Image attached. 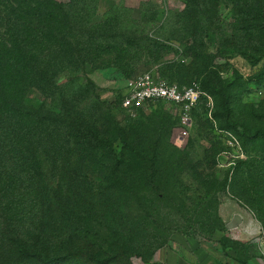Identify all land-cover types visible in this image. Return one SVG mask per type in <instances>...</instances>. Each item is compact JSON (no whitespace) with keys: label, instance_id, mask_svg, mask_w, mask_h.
Here are the masks:
<instances>
[{"label":"rangeland","instance_id":"374dc122","mask_svg":"<svg viewBox=\"0 0 264 264\" xmlns=\"http://www.w3.org/2000/svg\"><path fill=\"white\" fill-rule=\"evenodd\" d=\"M263 3L103 0L97 22L114 12L112 4L128 8L122 26L130 21L137 29L147 27L158 58L144 60L146 66L130 75L108 65L57 79L62 86L59 108L89 120L116 157L96 151L87 160L71 158L77 173L85 168L91 174L87 178L95 190L90 201L102 206L112 196L104 186L113 184L105 166L119 161L124 183L135 194L118 188L119 202L136 208L126 218L154 224L164 240L161 249H174L193 263L222 264L233 258L264 264ZM108 17L113 23L112 14ZM116 25L112 27L123 29ZM145 73L180 87L199 86L202 94L188 137L180 138V110L173 104H151L135 117L121 108L129 83ZM28 98L59 112L37 90ZM42 175L45 181L52 179L53 187L60 183L63 188L66 182L54 178L45 162ZM158 251L144 259L133 256L128 264H159Z\"/></svg>","mask_w":264,"mask_h":264},{"label":"trees","instance_id":"16d2710c","mask_svg":"<svg viewBox=\"0 0 264 264\" xmlns=\"http://www.w3.org/2000/svg\"><path fill=\"white\" fill-rule=\"evenodd\" d=\"M102 1L0 0V264H128L163 247L154 224L126 218L136 208L116 197L119 187L135 195L124 183L123 164L105 166L113 176V184L104 185L112 196L94 206L91 174L85 168L77 173L71 159L87 160L96 151L116 157L89 120L59 108L57 79L108 65L130 75L146 66L144 60L158 58L147 27L122 26L128 8L112 4L114 12L97 22ZM259 17L264 30V3ZM116 23L123 29L112 27ZM32 90L59 112L31 101ZM44 162L54 178L66 181L63 188L45 181Z\"/></svg>","mask_w":264,"mask_h":264},{"label":"built area","instance_id":"2783aa9c","mask_svg":"<svg viewBox=\"0 0 264 264\" xmlns=\"http://www.w3.org/2000/svg\"><path fill=\"white\" fill-rule=\"evenodd\" d=\"M201 94L197 84L180 87L145 73L129 83L122 97V108L129 116L135 117L139 110L150 104L159 101L173 104L180 110V138H186L193 124V110L197 107Z\"/></svg>","mask_w":264,"mask_h":264},{"label":"crops","instance_id":"0c3cea01","mask_svg":"<svg viewBox=\"0 0 264 264\" xmlns=\"http://www.w3.org/2000/svg\"><path fill=\"white\" fill-rule=\"evenodd\" d=\"M155 262L159 264H208L207 263H193L186 259L178 251L171 249L169 247L163 248L156 253ZM222 264H250L246 262L239 261L233 258H225Z\"/></svg>","mask_w":264,"mask_h":264}]
</instances>
